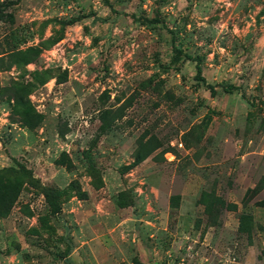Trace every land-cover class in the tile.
Listing matches in <instances>:
<instances>
[{"label":"rangeland","instance_id":"rangeland-1","mask_svg":"<svg viewBox=\"0 0 264 264\" xmlns=\"http://www.w3.org/2000/svg\"><path fill=\"white\" fill-rule=\"evenodd\" d=\"M107 3L0 0V264H264V0Z\"/></svg>","mask_w":264,"mask_h":264},{"label":"trees","instance_id":"trees-1","mask_svg":"<svg viewBox=\"0 0 264 264\" xmlns=\"http://www.w3.org/2000/svg\"><path fill=\"white\" fill-rule=\"evenodd\" d=\"M104 1H105L106 4H108L107 3V0H104ZM0 20H1V17H0ZM144 20H145V22H148L147 19H144ZM149 22L158 23L159 21H157V20H151ZM174 52L176 54H178V55H183L187 60L195 61L196 62V76H195L196 77V80L202 82L205 85V87L210 92V95L211 96L216 95L218 86H216V85H210V84H207L205 82L204 78L201 76V67H200V61H199V59L197 57H191L190 55H187V54L183 53V51H181L180 49H177V47H174ZM12 57H14L13 53L7 54V52H5V51L4 52H1L0 53V69L6 68L5 60L7 58L9 59V58H12ZM28 62H30V61H28ZM222 90L225 93H229V92H231L233 90V87H230V86H222ZM139 153L140 152L138 151V154L136 155L137 156L136 157V162L141 159V156L139 155ZM53 193L54 192L52 190L46 189V191H45L44 194H45L46 198H48V200H50L51 194H53ZM55 194L57 195V193H55ZM175 198L176 199H179V197H175ZM54 204H56L55 205V210H56L55 212L57 213V212L60 211V206H59V204L57 202H55Z\"/></svg>","mask_w":264,"mask_h":264}]
</instances>
